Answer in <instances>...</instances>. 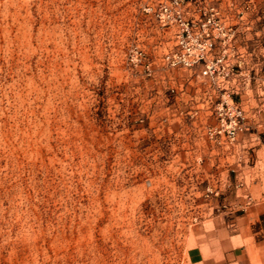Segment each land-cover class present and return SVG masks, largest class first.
I'll list each match as a JSON object with an SVG mask.
<instances>
[{
    "label": "rangeland",
    "instance_id": "obj_1",
    "mask_svg": "<svg viewBox=\"0 0 264 264\" xmlns=\"http://www.w3.org/2000/svg\"><path fill=\"white\" fill-rule=\"evenodd\" d=\"M170 1L0 0V264H264V71L228 89L248 130L208 151L194 73L163 65ZM185 2L255 5L264 44V0Z\"/></svg>",
    "mask_w": 264,
    "mask_h": 264
},
{
    "label": "built area",
    "instance_id": "obj_2",
    "mask_svg": "<svg viewBox=\"0 0 264 264\" xmlns=\"http://www.w3.org/2000/svg\"><path fill=\"white\" fill-rule=\"evenodd\" d=\"M186 4L185 0H171L163 3L155 13L160 30L163 33L172 32V45L163 53V65L167 69L194 73L193 87L199 97L197 102L207 112L202 117L198 113L195 115L198 121L201 120L202 134L199 137L211 144L208 151L227 149L229 144L234 145L239 141L244 130H248L244 127L237 105L233 99H229L228 89L230 85L237 84L243 74L259 71L248 66L247 58L258 57L256 50L264 49V44L251 48V41L246 39L242 30L245 15L252 13L256 7L252 4L222 2L200 17L186 18ZM256 19L260 20H251L255 22ZM135 54L147 56L139 49ZM146 71L152 73L151 64ZM248 79L250 83V75ZM214 98L217 99L215 115L210 109ZM260 138L258 141H261ZM214 143L218 146H214Z\"/></svg>",
    "mask_w": 264,
    "mask_h": 264
},
{
    "label": "crops",
    "instance_id": "obj_3",
    "mask_svg": "<svg viewBox=\"0 0 264 264\" xmlns=\"http://www.w3.org/2000/svg\"><path fill=\"white\" fill-rule=\"evenodd\" d=\"M257 34V33H256ZM258 35V34H257ZM260 56H261V60H260V62H261V64H257V65H255V66H253L254 68H258L259 69V71L261 70V71H264V65H262V64H264V49H261V51H260ZM250 57V56H249ZM201 122V120H199L198 121V123H200ZM264 124V123H263ZM261 127V126H260ZM263 138H264V133H262V135H261ZM196 137H198L199 139H196V141H198L199 140V142H201V139H200V137L199 136H196ZM203 140V139H202ZM204 142H205V140H204ZM261 145H260V148H261V150H264V142H262L261 141ZM206 144V143H205ZM198 148H201V146H198ZM204 148H206L207 149V147L206 146H204ZM253 214H254V216H256V217H258V218H261V219H264V202H260V203H258V207L257 208H255V210L253 211ZM264 247V246H263ZM194 261L196 262V263H200V262H203L202 260H200V258H194ZM236 264H240V262H237Z\"/></svg>",
    "mask_w": 264,
    "mask_h": 264
}]
</instances>
